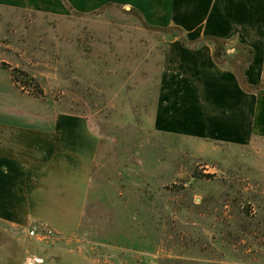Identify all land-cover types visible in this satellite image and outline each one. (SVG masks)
Wrapping results in <instances>:
<instances>
[{
    "label": "rangeland",
    "instance_id": "rangeland-1",
    "mask_svg": "<svg viewBox=\"0 0 264 264\" xmlns=\"http://www.w3.org/2000/svg\"><path fill=\"white\" fill-rule=\"evenodd\" d=\"M66 2L0 4V106L32 96L12 79L20 68L98 133L83 224L58 244L0 222V264H264V137L233 146L154 130L169 36L129 5Z\"/></svg>",
    "mask_w": 264,
    "mask_h": 264
},
{
    "label": "crops",
    "instance_id": "crops-1",
    "mask_svg": "<svg viewBox=\"0 0 264 264\" xmlns=\"http://www.w3.org/2000/svg\"><path fill=\"white\" fill-rule=\"evenodd\" d=\"M99 2L137 8L151 25L181 27L190 41L225 38L233 54L244 44L254 50L249 82L258 85L264 78V0H74L77 7L87 4L82 10ZM0 4L61 13V0ZM159 79L157 132L233 146L264 137V89L246 91L229 67L216 62L211 44L193 48L169 36ZM99 147L87 118L61 109L54 99L28 96L15 107L0 106V222L28 234L39 221L53 229L51 242L58 244L77 238Z\"/></svg>",
    "mask_w": 264,
    "mask_h": 264
},
{
    "label": "trees",
    "instance_id": "trees-1",
    "mask_svg": "<svg viewBox=\"0 0 264 264\" xmlns=\"http://www.w3.org/2000/svg\"><path fill=\"white\" fill-rule=\"evenodd\" d=\"M63 1L68 6L66 0ZM109 4L112 3H107L104 6ZM133 10L137 11L143 17L142 13L137 8L133 7ZM145 22L147 24H150L146 20ZM154 27L155 29L166 32L167 34H169L171 38L179 37L184 44L193 48L199 47L203 44H211L214 48V58L216 62L221 66L229 67L237 75L241 85L246 91L255 92L264 89V80H262L258 85H253L249 82L246 76V70L253 61V57H254V50L252 48L239 43L237 46H235L237 50H239L238 54H236L232 59V61L231 62L229 61L230 63L228 64L227 62L228 59L226 57L228 55H231L232 52L228 51L229 41L227 39L215 35H206L196 41H190L186 37V34L181 27L178 26H168V27L154 26ZM5 68L8 69L7 67ZM10 72L16 86H18L19 88L23 89L26 92H29L32 96L38 98H45L43 91H39L32 88L33 85L35 86V84H37V79H35L32 74L20 68H12Z\"/></svg>",
    "mask_w": 264,
    "mask_h": 264
},
{
    "label": "built area",
    "instance_id": "built-area-1",
    "mask_svg": "<svg viewBox=\"0 0 264 264\" xmlns=\"http://www.w3.org/2000/svg\"><path fill=\"white\" fill-rule=\"evenodd\" d=\"M28 235L30 237H38L39 235H42L43 238H50L54 235V231L52 228L42 225L39 221H33L30 224Z\"/></svg>",
    "mask_w": 264,
    "mask_h": 264
},
{
    "label": "water",
    "instance_id": "water-1",
    "mask_svg": "<svg viewBox=\"0 0 264 264\" xmlns=\"http://www.w3.org/2000/svg\"><path fill=\"white\" fill-rule=\"evenodd\" d=\"M30 264H34L33 262H31ZM39 264V263H38Z\"/></svg>",
    "mask_w": 264,
    "mask_h": 264
}]
</instances>
